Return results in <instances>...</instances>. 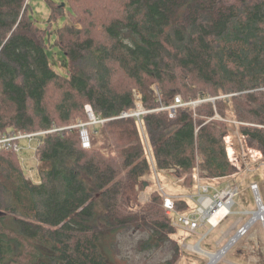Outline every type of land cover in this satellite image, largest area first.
<instances>
[{"label": "trees", "instance_id": "1", "mask_svg": "<svg viewBox=\"0 0 264 264\" xmlns=\"http://www.w3.org/2000/svg\"><path fill=\"white\" fill-rule=\"evenodd\" d=\"M31 1L0 0V136L63 130L37 138L31 175L0 150V264H110L101 237L125 231L142 235L134 252L169 243L164 264H176L181 246L161 195L143 204L139 195L152 166L177 167L184 189L195 172L226 176L203 125L222 118L226 103L236 121L257 126L264 157V0H104L107 16L82 29L70 19L88 14L75 10L79 0H41L50 27L65 18L55 32L37 26ZM53 33L66 76L45 52ZM133 85L149 111L139 121L122 117L134 109ZM176 96L202 102L169 117L161 108ZM87 106L106 121L89 129L85 150L73 126L87 122ZM99 198L104 212L95 223ZM175 206L190 208L184 199Z\"/></svg>", "mask_w": 264, "mask_h": 264}, {"label": "rangeland", "instance_id": "2", "mask_svg": "<svg viewBox=\"0 0 264 264\" xmlns=\"http://www.w3.org/2000/svg\"><path fill=\"white\" fill-rule=\"evenodd\" d=\"M31 5V18L42 29L48 28L55 32L65 22L63 18L50 27L47 23L50 15L48 6L41 0H32ZM79 6L82 8L75 10L79 12L87 10L89 15H78L77 19L70 18L78 29L88 25L90 20L93 22V20L107 16L101 7L106 6L104 0H79ZM108 6L118 8L117 5L109 4ZM93 7L94 12L90 13ZM54 35L53 33L47 38L45 52L53 70L58 75L66 76L68 64L62 52L52 46ZM119 79L124 81L122 75ZM132 87V92H136L137 88L134 85ZM225 109L226 113L222 116V120L214 117L206 122V126L213 138V144L219 153L226 176L218 179L201 177L202 180L199 183L211 185L217 189L236 187L237 193L233 198L231 213L210 232H208L210 227L207 225L199 228L194 234L177 229L176 236H172L181 246V256L176 264H208L207 254H215L223 249L225 250L223 256L215 264H264V220L256 219L251 223L253 213L259 210L257 203H261L264 207V157L259 143L258 129L255 125L236 121L230 103H226ZM36 145V142L32 143L33 147ZM19 157L26 160L25 164L28 169H36L32 150L22 152ZM20 165L22 166L21 163ZM153 173H155L154 170L147 177L150 185L140 192L139 202L141 204L148 201L160 185L167 195L185 197L190 209L194 208L196 198L194 184L197 181H193V187L184 189L179 184H173L174 178L171 175L157 172L156 180ZM35 175L34 172V177ZM253 186L257 187L256 192L253 191ZM103 212L102 199L99 198L95 203V223L100 222ZM141 237L139 232L107 233L102 235L99 248L110 264H164L171 256L169 243L165 247L147 250V252H134L133 245ZM117 250L121 252L116 253Z\"/></svg>", "mask_w": 264, "mask_h": 264}, {"label": "built area", "instance_id": "3", "mask_svg": "<svg viewBox=\"0 0 264 264\" xmlns=\"http://www.w3.org/2000/svg\"><path fill=\"white\" fill-rule=\"evenodd\" d=\"M260 90H264V88H260ZM133 95L135 104L134 109L130 113L123 114L122 117H134L139 121L140 117L148 113L149 111H146L143 108L141 95L137 91L133 92ZM200 102L202 101L183 103L180 97L176 96L174 98V105L162 107L161 109L169 110V117H173L175 109L177 107L196 106ZM85 111L87 122H80L73 126V128H76L78 130L81 147L82 149L86 150L91 148L89 129L92 126L102 125L106 120L95 117L91 111V108L88 106L86 107ZM215 117L219 120H222V118H220L218 115H215ZM62 130L63 129L60 128L38 133L11 131L0 136V150L10 151L16 154L23 168H25L29 172V175H31L33 172V168L28 169L26 167V160L23 157H19L20 154H22V152L26 150H32L33 158L37 164L36 153L38 151V145L33 147L32 143H37V138L44 134L51 132H60ZM175 170V168H171L170 172L174 173ZM195 181H197V183L194 184V186L196 187V198L194 200L195 206L193 209L189 208L184 212L176 211L175 201L181 199L187 200V198L167 195L159 184L158 188L156 189V191L161 195L163 199L162 207L165 215L170 219L171 225L176 229L184 230L190 234L196 233L199 228L206 225L210 227V230L208 232H210L212 229H215L219 225V223L231 213L233 198L237 193L236 187H225L222 189H217L216 187L211 185L201 184L199 183L200 178L198 177V174H196ZM180 182V179H176L175 181V183L177 184ZM252 189L254 192H256L257 187L253 186ZM257 204L260 209L261 204Z\"/></svg>", "mask_w": 264, "mask_h": 264}, {"label": "bare ground", "instance_id": "4", "mask_svg": "<svg viewBox=\"0 0 264 264\" xmlns=\"http://www.w3.org/2000/svg\"><path fill=\"white\" fill-rule=\"evenodd\" d=\"M261 208L259 209V211L257 213L253 214V218L251 220V223H253L254 221H256V219H261L264 220V207L260 206ZM234 241V240H232ZM224 249L219 251L218 253L215 254H207L208 258H209V263L208 264H215L217 263L220 258L223 256L224 254Z\"/></svg>", "mask_w": 264, "mask_h": 264}, {"label": "crops", "instance_id": "5", "mask_svg": "<svg viewBox=\"0 0 264 264\" xmlns=\"http://www.w3.org/2000/svg\"><path fill=\"white\" fill-rule=\"evenodd\" d=\"M206 123V122H205ZM171 168H175L176 170H177V167H169V168H167V169H161V170H157L154 166H152V170H154L155 171V173H153L154 175H155V179L157 180V172H160V173H162V174H169V175H171L173 178H174V181H173V184H177V183H175V181H176V179H180V178H178V177H175L174 176V174L176 173V170H175V172L174 173H171L170 172V169ZM152 170H151V173H152ZM150 173V174H151ZM196 174H198L197 172H195L194 173V180H195V178H196ZM199 177V176H198ZM200 178V177H199ZM150 179V178H149ZM150 180H152V179H150ZM181 180V179H180ZM200 180H202L201 178H200ZM159 184V183H158ZM179 184V183H178ZM161 187V186H160ZM193 187V186H192ZM157 192V191H156Z\"/></svg>", "mask_w": 264, "mask_h": 264}, {"label": "water", "instance_id": "6", "mask_svg": "<svg viewBox=\"0 0 264 264\" xmlns=\"http://www.w3.org/2000/svg\"><path fill=\"white\" fill-rule=\"evenodd\" d=\"M203 125H206V123H204ZM260 204H261V203H260ZM261 206H262V204H261ZM262 207H263V206H262ZM260 208H261V207H260ZM258 211H259V210H258ZM254 213H257V212H254ZM254 213H253V214H254Z\"/></svg>", "mask_w": 264, "mask_h": 264}]
</instances>
